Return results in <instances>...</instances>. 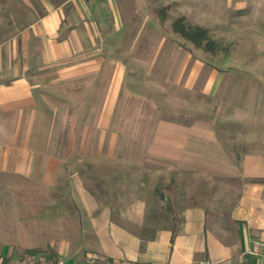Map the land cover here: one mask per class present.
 I'll list each match as a JSON object with an SVG mask.
<instances>
[{
  "label": "crops",
  "instance_id": "0c3cea01",
  "mask_svg": "<svg viewBox=\"0 0 264 264\" xmlns=\"http://www.w3.org/2000/svg\"><path fill=\"white\" fill-rule=\"evenodd\" d=\"M253 1L0 0V176L23 198L30 184L50 199L33 217L21 202L23 234L0 239L2 256L264 264L253 253L264 242V124L222 131L201 111L181 110L192 120L144 128L143 159L113 155L119 102L141 78L221 105L234 97L238 72L193 56L171 30L159 33L156 9L166 7L165 22L182 16L218 37ZM139 164L188 174L160 189L147 179L155 167L144 173ZM5 219L9 232L11 212Z\"/></svg>",
  "mask_w": 264,
  "mask_h": 264
},
{
  "label": "rangeland",
  "instance_id": "374dc122",
  "mask_svg": "<svg viewBox=\"0 0 264 264\" xmlns=\"http://www.w3.org/2000/svg\"><path fill=\"white\" fill-rule=\"evenodd\" d=\"M232 15V20L226 22L228 26H231L219 30L221 36H211L220 42L222 47L227 48L226 53L218 51L216 53L218 57L212 58L210 54L202 53L197 49L191 50L193 56L201 57L204 60L209 59L221 67H228V69L238 72L239 80L232 90L234 97L221 105L204 95L198 96L197 93L195 95L193 92L185 93L186 91L177 92L172 87L165 88L166 86L157 85L155 77L154 80L152 79L154 84H144L146 80L141 78V83L130 84L119 102L117 110L119 118L116 120L121 124L122 132L119 133V143L113 153L114 156L132 157L138 160L146 157L148 154L145 145L149 141L151 133L145 132L144 128L154 127L161 119H175L181 122L192 120V117L178 116V112L181 110L187 112L194 108L196 111H201L202 119L213 121L217 129H222V131L226 127L240 130L245 125L264 124V0H255L245 9ZM171 16L173 15L171 14ZM171 22L167 20V22L160 23L155 19L152 26L159 33L167 30L170 32ZM158 32L155 30V35ZM169 37L172 38V35ZM157 38L155 36L154 39ZM183 44L188 48L191 47L188 42ZM153 72L155 73L156 70L154 69ZM147 81L149 82L151 79H147ZM221 134L223 137L239 138L241 136V133L237 132H221ZM152 167H155V171H151V176H148L147 179L151 184H160V189H166L167 184L172 185L176 178L180 176L185 178L184 176L188 174V171L179 170L177 166L138 165L139 172L144 173H148L147 168ZM16 183V181L0 176V239H5L8 236L18 239L23 234L19 229V223H17V216L21 215L19 209L24 206L21 202L26 200V212H29L27 214L33 217L35 212L40 213V208L44 209L46 207L44 204H48L50 201L44 192L30 184H27L29 196L25 198L19 196ZM34 191H37V194L40 192L43 194L39 197L42 203L41 207L33 202L38 199L33 197ZM8 211L11 212L10 220L13 221L11 226L14 227L9 232L4 231V227L2 229V224L9 225L8 220L5 219L9 214ZM41 229L44 234L48 231L42 226Z\"/></svg>",
  "mask_w": 264,
  "mask_h": 264
},
{
  "label": "trees",
  "instance_id": "16d2710c",
  "mask_svg": "<svg viewBox=\"0 0 264 264\" xmlns=\"http://www.w3.org/2000/svg\"><path fill=\"white\" fill-rule=\"evenodd\" d=\"M156 15L160 23H164L167 19V11L165 6L156 9ZM170 30L176 34L183 42H188L192 49H197L202 53L215 55L218 51L226 53L227 48L222 47L220 42L212 38L206 27L199 25H190L185 22L184 17L179 16L172 20ZM58 258L55 253L49 252L45 254L42 261L37 264H56Z\"/></svg>",
  "mask_w": 264,
  "mask_h": 264
},
{
  "label": "built area",
  "instance_id": "2783aa9c",
  "mask_svg": "<svg viewBox=\"0 0 264 264\" xmlns=\"http://www.w3.org/2000/svg\"><path fill=\"white\" fill-rule=\"evenodd\" d=\"M255 248L253 253L256 255H264V242L257 241L255 243ZM101 257L98 253L92 252L87 257L85 264H99ZM42 261V258H33V257H5L0 254V264H37V262ZM56 264H64L62 260H57ZM107 264H110L107 262ZM118 264H138L128 260H121ZM198 264H207V263H198Z\"/></svg>",
  "mask_w": 264,
  "mask_h": 264
}]
</instances>
